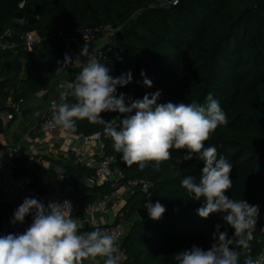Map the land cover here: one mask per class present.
<instances>
[{
  "label": "trees",
  "instance_id": "1",
  "mask_svg": "<svg viewBox=\"0 0 264 264\" xmlns=\"http://www.w3.org/2000/svg\"><path fill=\"white\" fill-rule=\"evenodd\" d=\"M16 12L22 14V21L13 19ZM98 25L119 28L103 48L106 60L101 63L113 78L132 73V81L116 90L117 96L125 95L126 105L146 94L151 98L157 91L158 104H204L209 93L219 101L227 123L211 133L205 147L215 146L217 158L223 155L233 166L232 187L225 194L259 206L249 247L233 245L241 253L239 264L247 257L254 259L264 247V0H179L178 4L173 0H0V34L15 30L43 38L31 52L18 44L14 51L0 53V112H13L6 106L9 99L13 105L24 103L68 71L69 65L64 72L56 71L66 54L59 32ZM141 72L152 87L143 85ZM64 102L72 104L75 99L68 95ZM134 114L103 112L101 118L107 122ZM103 129V124L84 119L77 120L75 131L70 132L104 136V154L115 159V167L125 176L122 183L138 179L152 185L146 194L136 189L116 216V223L131 220L121 243L127 256L124 264H178L177 252L194 245L209 250L218 224L221 232L234 238V229L222 214L200 217L197 210L204 198L193 199L181 186L185 176L199 182L204 162L196 155L177 165L187 149H172V159L162 162L159 170L154 163L143 170L135 164L129 167ZM16 169L18 175L30 178L38 192L61 194L81 205L111 191L109 185H96L94 170L77 164L63 167L60 182L52 169L33 171L27 160L18 159ZM148 200L165 206L161 219L152 220L149 214L143 220L137 218V211H147ZM9 218V208L0 205V231Z\"/></svg>",
  "mask_w": 264,
  "mask_h": 264
},
{
  "label": "clouds",
  "instance_id": "2",
  "mask_svg": "<svg viewBox=\"0 0 264 264\" xmlns=\"http://www.w3.org/2000/svg\"><path fill=\"white\" fill-rule=\"evenodd\" d=\"M173 2L178 4L179 0ZM80 57H87L85 66L70 89L60 94L62 101L71 95L75 103H54L50 125L75 131L77 120L103 124L104 133L113 141V148L121 154L124 164L129 167L138 165L141 170L149 163H154L159 170L162 162L172 159V149H187V154L175 162L177 165L196 155L204 162L199 182L193 176H185L181 186L193 199L204 198V205L197 210L200 217L222 214L223 221L234 229V238H228L226 231L221 232L218 224L213 234L215 242L209 250L194 245L191 250L177 252L175 259L178 264H239L241 253L233 245L243 249L249 247V242L254 239L259 206L250 205L244 199L234 200L225 194L232 187L230 174L233 166L225 156L217 158L215 146L205 147L211 133L219 125L227 123L219 101L209 93L204 104H158L160 92L157 91L151 94V98L146 94L143 99L126 105L125 95L117 96L116 90L132 81V73L129 71L113 78L110 70L86 44ZM57 63L56 71L64 72L73 61L65 54L63 62ZM141 76L144 77L143 85L152 87V81L144 72ZM133 111L134 115L123 119L106 122L101 118L103 112L130 114ZM34 115L38 117L39 111ZM144 208L152 220L161 219L166 211L159 201L153 204L148 200ZM30 213L33 214V222L22 234L0 235V264H82L84 259L95 260L97 257L104 258V264H119L116 234L99 228L80 233V225L71 215L70 202H50L45 206L37 199L25 198L15 210L11 223H24ZM244 264L257 262L247 257Z\"/></svg>",
  "mask_w": 264,
  "mask_h": 264
},
{
  "label": "built area",
  "instance_id": "3",
  "mask_svg": "<svg viewBox=\"0 0 264 264\" xmlns=\"http://www.w3.org/2000/svg\"><path fill=\"white\" fill-rule=\"evenodd\" d=\"M119 28H114L109 25H98L95 27H85L75 30L74 32L64 33L59 32L57 37L61 41L65 53L71 57L73 63L69 64L68 77L64 81L63 89L58 91L51 97L47 103L46 111L38 124V131L43 134L52 135L58 129H63L59 126H51L50 121L53 116V104L64 102L61 100V92L70 89V86L75 81L77 74L82 70L87 62V57H80L82 47L84 44H89L93 41H98V44L90 50L92 54L100 61L106 60L103 48L109 44L113 38L118 34ZM85 35V37H84ZM43 40L35 32H25L23 34L15 30H6L0 34V53L14 51L18 44H21L26 51H33ZM80 57L79 59H77ZM10 104L14 114L20 112V104ZM68 138V145L73 138H80L86 144L91 140L96 142V154L98 158H93L90 155H84L82 150H74V162L77 165L84 166L87 169L94 170L96 185H109L111 191L100 198L98 201L81 205L79 202L69 199L61 194H42L32 187V182L29 177L18 175L16 169V161L18 159L26 158V154L22 152L19 145H0V205H5L10 210V216L1 228L0 235L20 234L19 228L21 223L13 224L11 221L14 218L15 210L23 203L25 198H34L47 206L50 202L63 203L70 202L71 215L80 223H87L96 214L106 212L109 207L119 200V189L123 188L134 193L136 189L143 193H148L151 188V183L144 180H130L122 183L125 176L117 167H115V159L104 154L105 144L104 136L95 134L93 136L75 135L66 130ZM147 189V191H145ZM67 210V209H66ZM128 225L120 221L114 226H105L102 231L115 233L120 249L119 264L127 262V256L123 249H121L122 239L124 238ZM249 253V252H248ZM85 260V259H84ZM83 260V261H84ZM257 264H264V247H262L254 259Z\"/></svg>",
  "mask_w": 264,
  "mask_h": 264
},
{
  "label": "crops",
  "instance_id": "4",
  "mask_svg": "<svg viewBox=\"0 0 264 264\" xmlns=\"http://www.w3.org/2000/svg\"><path fill=\"white\" fill-rule=\"evenodd\" d=\"M98 41H93L87 44L89 50H92ZM68 71L61 77L54 79L44 90L30 96L24 103L20 105V112H0V122L3 127V132L0 134V145H19L27 160L31 170L37 171L36 168L45 170L52 169L58 175L60 182L63 175V167L75 164L73 158L74 150H82L84 155H90L93 158H98L96 154V142L94 140L84 144L80 138H73L68 145L66 130L58 129L52 135L43 134L38 131L44 112L46 111L47 103L54 94L63 89V84L68 77ZM14 91L12 88L10 94ZM10 99L7 105L10 107ZM39 111L37 117L35 112ZM39 172V171H37ZM130 192L121 188L119 189V200L113 203L106 212L96 214L87 223H79V229L86 228H102L106 226L107 212L112 211V216L116 218L117 214L125 205L130 197ZM7 222V221H5ZM4 222V223H5ZM33 222V214L25 217L24 223L19 228L22 234ZM3 223V224H4ZM82 264H104V258L97 257L95 260L85 259Z\"/></svg>",
  "mask_w": 264,
  "mask_h": 264
},
{
  "label": "water",
  "instance_id": "5",
  "mask_svg": "<svg viewBox=\"0 0 264 264\" xmlns=\"http://www.w3.org/2000/svg\"><path fill=\"white\" fill-rule=\"evenodd\" d=\"M166 1H170V0H166ZM13 19L16 21H22L23 20V16L20 12H16L13 15ZM2 82V79H0V83ZM148 215V211L145 210H139L136 212V216L139 220H143L146 218V216ZM116 223V218H114L112 216V211H108L107 212V219H106V226H114Z\"/></svg>",
  "mask_w": 264,
  "mask_h": 264
},
{
  "label": "rangeland",
  "instance_id": "6",
  "mask_svg": "<svg viewBox=\"0 0 264 264\" xmlns=\"http://www.w3.org/2000/svg\"><path fill=\"white\" fill-rule=\"evenodd\" d=\"M127 224H128V225L131 224V220H128V221H127Z\"/></svg>",
  "mask_w": 264,
  "mask_h": 264
}]
</instances>
